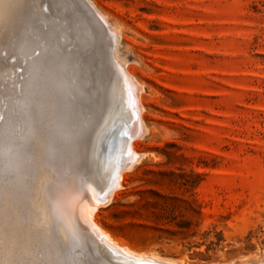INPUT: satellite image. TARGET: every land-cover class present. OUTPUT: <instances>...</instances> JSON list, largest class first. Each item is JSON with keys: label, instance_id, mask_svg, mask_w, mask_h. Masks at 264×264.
<instances>
[{"label": "rangeland", "instance_id": "374dc122", "mask_svg": "<svg viewBox=\"0 0 264 264\" xmlns=\"http://www.w3.org/2000/svg\"><path fill=\"white\" fill-rule=\"evenodd\" d=\"M90 1L105 14L106 23L90 6L56 0L46 10L45 0L38 5L44 12L69 9L72 17L65 16L58 25L12 13L10 32L0 43V57L16 64L18 73L16 81H11V74L8 82L0 68V202L5 211L0 219V264H49L52 260L50 244L36 233H25L23 255L10 256L2 225L10 221V141L23 139L29 125L20 106L31 94L29 83L22 82L36 77L32 61L40 58V76L59 71L61 83L70 86L77 85L86 70L80 57L67 65L45 59L42 48L50 25L57 32L51 46L55 54L62 56L65 49L87 57L102 52L104 96L94 98L89 73L83 77L85 95H65L66 103L82 108L65 113H80V120L74 128L57 130L61 149L52 155L56 169L42 174L45 189L31 195L32 230L49 228L60 246L68 242L73 264L81 260L101 264L92 251L95 235L91 239L92 233L74 211L72 217L68 201L66 210H54L46 183L54 171L61 169L67 176L72 166L77 167L71 148L97 107L107 102L113 72L120 63L132 75L140 98L145 128L133 145L141 158L125 170L111 199L97 206L93 221L136 251L154 252L182 264H264V0ZM106 24L117 32L113 45ZM79 176L78 204L88 200L87 193L93 197L91 187Z\"/></svg>", "mask_w": 264, "mask_h": 264}, {"label": "bare ground", "instance_id": "6f19581e", "mask_svg": "<svg viewBox=\"0 0 264 264\" xmlns=\"http://www.w3.org/2000/svg\"><path fill=\"white\" fill-rule=\"evenodd\" d=\"M44 1L45 0H31V2L29 0H0V43L2 42L3 38H6V35L10 32V17L13 14H17V15L22 14L25 18H27L29 20L39 17L40 20L41 19L53 20L56 23H58L59 20H62V18H64L65 16L69 17L72 14V12H69V9H68L67 13H61L62 10L60 11L59 9H57L56 12H53L52 10H49V12H47V11L44 12V10L38 8V5H41ZM47 1H48V3H46V6H45L46 10L50 9L49 5H48L49 3L51 6V5H54L56 2V0H47ZM60 1H62V4H68V2H73L76 5V3H77L78 7H81V8L82 7L86 8V6H87L84 4V2L82 0H60ZM87 1L90 4L88 6L93 8L94 11L99 16V18L104 23H106V20L104 17L105 14L104 15L102 14L103 15L102 16L101 13L96 10V7L93 5L94 3H92L90 0H87ZM47 5H48V7H47ZM77 5H76V7H77ZM66 7H67V5H66ZM60 8L62 9L61 6H60ZM87 8H89V7H87ZM93 15H94V13H93ZM94 16L96 17V15H94ZM71 17H72V15H71ZM76 19H78V18L76 17ZM96 19H97V17H96ZM88 21H89V19H88ZM92 21H93V19H92ZM98 21H100V20H98ZM19 22H18V25H19ZM59 23H58V25H60ZM75 23H77V22H75ZM98 24H99V22H98ZM101 25H102V22H101ZM108 25H109V23H108ZM108 25L106 24L105 30H107V33H109L111 35L110 36L111 38L110 37H108V38H110V43H112V45H113L114 41H115V35L117 32L113 31L115 29L110 28ZM102 26L104 28V25H102ZM114 26L115 25H113V27ZM48 28H49V32H47V33L45 32V34L47 35V42H46V45H44L42 48L43 50L46 51L45 59L52 61V62L53 61L58 62L62 65H64V64L67 65L70 63V61H72V59L74 57H80L81 61H82L81 65L83 67H86L85 68L86 70L84 72H81L82 75L79 78L80 79L79 83L77 85L74 84L75 86H70V85H66L64 83H61L59 71L49 73L46 76L45 75L40 76L42 73L41 72V66L39 65V63H41L39 61L40 58L32 61L33 65H35L34 71H33V77H35V76L36 77L34 79L30 78L27 80H25L23 78L24 81L22 83H24L25 86H28L26 84L29 83L30 89H31V94H30V96H28L26 99H24L22 101L21 106H20L21 109L27 115V118H28L27 122L29 123V125L27 126L26 132L23 133V135H24L23 139H21L20 141H16L14 139L10 141V168H11V173L13 174L12 177H10V221L3 222L2 225H3V230L5 229L6 241L9 244L8 253H10V256H12L13 258L19 257V256L24 254V250L26 248V243H27L25 233H28L30 235H32V234L36 235L37 234V235H39V237L46 240L50 244V246L53 250V253L50 252V253H52V260L49 262V264H73L69 260L70 246H69L68 242H66V243L62 244V246H60V243L58 242L55 233L52 230H50L49 228L47 230H44V229L38 230L37 228H35L36 231L32 230L33 229L32 220L34 219V217L31 215L30 209L32 208V206H34V202L31 199V197H32L31 195L33 193H36V192L38 194V193H40V191L43 188L45 189V182L44 183L41 182L42 174L45 172L52 171V169L53 170L56 169V168H54V162H53L52 155H53V153L56 154V152H60V149H61V147L59 148V146H58L59 145V143H58L59 142V138H58L59 133L57 134V130L62 129V128H68V129L74 128L77 125L78 121L80 120V115H79L80 113H72V112L71 113H65L67 111L76 112L81 108V106L78 104H74V103L68 104V102L66 103L65 99H64L65 95L68 92L74 93V95L77 98H79L82 95H85L86 92H88V91H87V88L83 84V77L87 76V74L89 73V75L91 76L90 77L91 78V84L93 85V89H94V98L99 97L98 99H100L101 96L103 98L104 94H103L102 82H104V81H103L102 65H101L103 54H101L102 52L97 50L98 53H96V55H93L91 57H87L85 54H83L77 50L76 51L74 50L72 53H67L68 50L66 52V49H65L64 51H62L63 52L62 56H59L58 54H55L51 48L57 32L55 30V27H53L51 25ZM91 28H92V26H91ZM27 29H28V27H27ZM28 32H29V30H28ZM78 33H80V32H78ZM88 33H89V31H88ZM26 37H27V35H26ZM105 38H107V37H105ZM108 38H107V40L109 41ZM59 42H57L56 44L58 46H61L59 44ZM103 42H106V41H103ZM33 45H35V44H33ZM71 45H72V42H71ZM36 46H35V48H36ZM16 47H17V45H16ZM53 47H55V46H53ZM67 47L68 46H66V48ZM92 52H93V50H92ZM27 53H28V51H27ZM104 55L107 57V53ZM9 57H10V55L7 56V58H9ZM4 59L2 57H0V68L5 70V72H6L5 74L7 75L8 82L11 79V77H10L11 74L13 75V77H12L13 80H11V81L14 82V81H16L14 79V77H15V75L17 76V74H18L16 71H14V67L16 66V64L10 63L9 62V61H11L10 59L9 60L7 59L8 62L7 61L4 62ZM119 59L121 60V58H119ZM29 64L31 65V63H29ZM116 64L117 65L115 66L116 68H115V71L113 72V76H112V80H111V86L109 89L110 90L109 91L110 96L107 99V102L104 104L102 103L103 106L99 105V107H97V113L95 114L94 118L89 120V124L86 127H84V125H83V127H82L83 129L81 128L82 129L81 130L82 136H81L80 140H77L76 143L71 148L72 155L75 156V158L77 159V164L79 165V167H81L83 172L80 173L81 169L78 168V165H77V167L72 166L71 172L67 176H65L64 174L62 175V173L60 171L61 169L54 171L55 176H53L51 179L48 178V179H50L49 183H46V185L48 184V186H49L50 196H51V199L53 201V202H50V204L54 205V207H55L54 210H56V212H57L58 209L60 211L66 210L65 209V207H66L65 203H67V201H68L69 206H67V207H69V209L71 208L70 210H72V213L75 212L77 214L78 218L80 219L82 226L88 232L92 233L91 239L93 237V234L95 235L96 245L93 247L92 251H93L94 255L97 257V260L101 264H182V262H176L173 259L161 257L160 255H158L154 252L136 251L135 248H132L126 244H122V243L116 241L107 232H105L101 227L97 226L96 223L93 221V218H92L93 212L97 208V206L108 202L111 199V197L113 196V194L115 193V191L117 190V188L120 186V181H121V178H122L125 170L130 169L132 166H134L133 165L134 162L136 163V161H138L139 158H141V154L135 149V147L133 145L134 138L137 136V134L144 131L143 129L145 128L144 123H143V119L141 117V110L142 109L140 107L141 106L140 105V98H139V95L137 93V85L135 84V81L131 77L132 75L127 73L125 68H123L120 63H116ZM24 68H27V67H24ZM68 70H69V68H68ZM37 75H39L42 78L37 77ZM70 76H68V77H70ZM18 83H19V81H18ZM54 84H57L60 89H56ZM68 84H70V83H68ZM4 85H5V83H4ZM12 85H14V84H12ZM139 85L140 84L138 83V86ZM21 86H22V84L19 87H21ZM25 86H23V88ZM90 88H91V86H90ZM7 89H9V88H7ZM27 90H28V88H27ZM2 92H3V90H2ZM25 93H27V92H25ZM14 94H15V92H14ZM10 96H11V94H10ZM3 103H5V101ZM12 107H13V105H12ZM15 114H16V112H15ZM71 114H72V116H71ZM87 114H89V113H87ZM8 115H10V114H8ZM0 118H1V116H0ZM129 119H131V121H132L131 125L127 126L128 133L132 135V140L130 141L129 146H126L127 144L124 141H120L118 144V150L119 149L120 150L116 153H113L110 160L101 161V158L99 156L98 149H97V146L101 140V137L103 136V134L108 129H110V127L112 126L114 121L127 122ZM10 121H12V120H10ZM19 124H20V122H19ZM12 128L14 129L15 127H12ZM12 128H10V129H12ZM9 132H10V130H9ZM140 135H139V137H140ZM141 136H143V135H141ZM19 137H20V135H19ZM65 157H66V155H65ZM67 159H68V157H67ZM68 162H69V160H68ZM78 169H80V170L78 171ZM79 174L82 175L81 177H83V179L87 182L89 187H91V190H92L91 196H93V197H90V194L87 193L88 200L86 202L82 201L81 203L78 204V202L80 200H78L79 197L77 199L76 195H80V193H81L80 192L81 191L80 190V181H82ZM111 176H113L114 178L112 179L111 184L108 185V181H109V178ZM48 186H46V187H48ZM111 187H113V188L111 190H109ZM43 191L45 193V190H43ZM86 199H87V197H86ZM44 203H46V202H44ZM3 206H4L3 202L2 203L0 202V219H1V215H3L5 213ZM40 207H41V205H40ZM50 208H52V207H50ZM60 211H58L57 213H59ZM56 212L54 211V213H56ZM75 213L72 216L73 218H74V216H76ZM67 214H68V212H67ZM59 215H61V213ZM66 217L69 219L71 217V215L69 217L68 216H66ZM73 220L77 221L76 219H73ZM64 221H66V220H64ZM74 221H71V223H73ZM73 225H71V226H73ZM79 226H80V224H79ZM85 229H84V231H86ZM63 241H64V238H63ZM112 252L114 254H112ZM87 255H89V254H87ZM27 258H28V256H27ZM20 261H22V260H20ZM24 261H26V260H24ZM29 263H30V261H29ZM80 264H84V261L81 260ZM93 264H95V263H93Z\"/></svg>", "mask_w": 264, "mask_h": 264}, {"label": "water", "instance_id": "95a60500", "mask_svg": "<svg viewBox=\"0 0 264 264\" xmlns=\"http://www.w3.org/2000/svg\"><path fill=\"white\" fill-rule=\"evenodd\" d=\"M82 1L85 5H90L87 0ZM131 123V119H129L127 122L114 121L110 129H108L103 134L97 146L101 161L110 160L113 153H116L120 150H118V144L120 141H124L127 144L126 146H129L130 141L132 140V135L128 133L127 126L131 125ZM113 178V176L109 178L108 185L111 184ZM112 188L113 187H111L109 190ZM112 254L114 253L112 252Z\"/></svg>", "mask_w": 264, "mask_h": 264}]
</instances>
